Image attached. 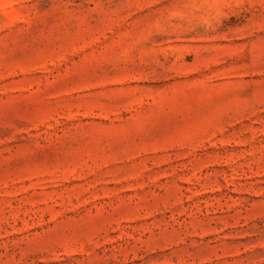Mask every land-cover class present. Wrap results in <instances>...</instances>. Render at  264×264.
Returning <instances> with one entry per match:
<instances>
[{"label":"rangeland","instance_id":"rangeland-1","mask_svg":"<svg viewBox=\"0 0 264 264\" xmlns=\"http://www.w3.org/2000/svg\"><path fill=\"white\" fill-rule=\"evenodd\" d=\"M0 264H264V0H0Z\"/></svg>","mask_w":264,"mask_h":264}]
</instances>
